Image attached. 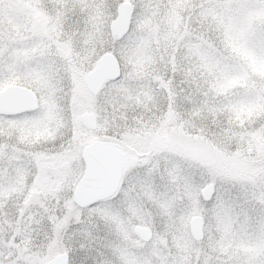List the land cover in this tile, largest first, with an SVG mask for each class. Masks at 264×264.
<instances>
[{
  "label": "snow or ice",
  "instance_id": "snow-or-ice-1",
  "mask_svg": "<svg viewBox=\"0 0 264 264\" xmlns=\"http://www.w3.org/2000/svg\"><path fill=\"white\" fill-rule=\"evenodd\" d=\"M0 264H264V0H0Z\"/></svg>",
  "mask_w": 264,
  "mask_h": 264
}]
</instances>
